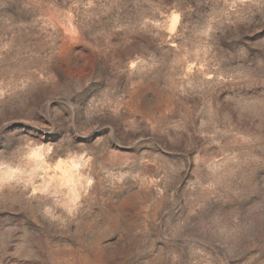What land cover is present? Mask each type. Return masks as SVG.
<instances>
[{
	"label": "rangeland",
	"instance_id": "obj_1",
	"mask_svg": "<svg viewBox=\"0 0 264 264\" xmlns=\"http://www.w3.org/2000/svg\"><path fill=\"white\" fill-rule=\"evenodd\" d=\"M0 264H264V0H0Z\"/></svg>",
	"mask_w": 264,
	"mask_h": 264
}]
</instances>
